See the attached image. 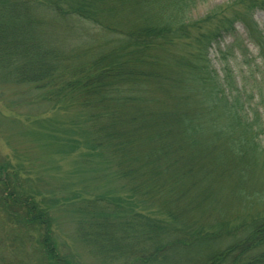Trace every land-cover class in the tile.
<instances>
[{"label":"trees","instance_id":"obj_1","mask_svg":"<svg viewBox=\"0 0 264 264\" xmlns=\"http://www.w3.org/2000/svg\"><path fill=\"white\" fill-rule=\"evenodd\" d=\"M209 1L0 0V74L63 113L28 134L75 157L50 190L0 157L34 264H264V0Z\"/></svg>","mask_w":264,"mask_h":264},{"label":"rangeland","instance_id":"obj_2","mask_svg":"<svg viewBox=\"0 0 264 264\" xmlns=\"http://www.w3.org/2000/svg\"><path fill=\"white\" fill-rule=\"evenodd\" d=\"M225 1L210 0L201 4L192 12V16H203L209 9ZM254 19L260 28H264V15L261 12H256ZM237 32L246 47L254 53L253 46L247 41L243 27L238 25ZM226 41V44H229L232 39ZM211 58L214 59L215 55L212 54ZM30 90V87H24L14 79L0 74V157L8 160L12 166L20 168V171L29 175L32 180H38L40 189L50 190L55 188L58 185L57 182L64 179L67 173L74 171L75 157H50L48 151L40 146L37 138L28 134V131L37 130L36 121L56 119L62 122L63 120V113L56 112L55 109L53 111L51 106L41 99L40 94ZM66 182L70 183V178ZM0 219L3 220L1 216ZM1 220L0 264H3L1 261L3 257L18 258L20 261L24 259L27 263L34 264V257L31 258L24 254L25 249L21 246V238L16 237L12 240L14 233H9L10 226L8 227ZM59 221V231L61 232L59 234L71 246L72 243L68 237L72 232V218L70 215L63 214ZM25 257H28L29 260Z\"/></svg>","mask_w":264,"mask_h":264}]
</instances>
